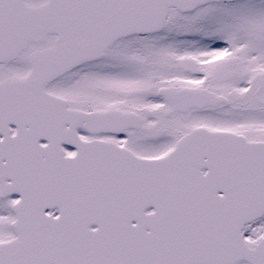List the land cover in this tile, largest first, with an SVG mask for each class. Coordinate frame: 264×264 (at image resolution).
<instances>
[{
    "label": "snow or ice",
    "instance_id": "6c2138e0",
    "mask_svg": "<svg viewBox=\"0 0 264 264\" xmlns=\"http://www.w3.org/2000/svg\"><path fill=\"white\" fill-rule=\"evenodd\" d=\"M0 264H264V0H0Z\"/></svg>",
    "mask_w": 264,
    "mask_h": 264
}]
</instances>
